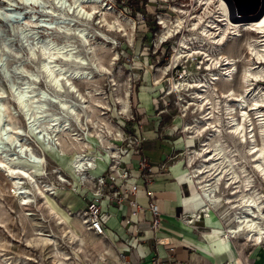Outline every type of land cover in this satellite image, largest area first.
I'll use <instances>...</instances> for the list:
<instances>
[{
    "label": "rangeland",
    "instance_id": "1",
    "mask_svg": "<svg viewBox=\"0 0 264 264\" xmlns=\"http://www.w3.org/2000/svg\"><path fill=\"white\" fill-rule=\"evenodd\" d=\"M71 1L72 0H67V3ZM211 1L205 9H201V5H199L200 0H101L96 2L97 7L95 11H93L92 16L87 19H81L80 16L77 17L75 16L76 14H72L70 10H68V6L66 4L59 7L55 3V0H40L38 5H33L32 7H26L25 4L18 2L17 10L22 9L23 13H14L8 20H3L2 18L0 19V55L3 58L5 65L4 68L0 67V91L3 92L1 94L0 101L6 107L3 112V126L6 127L7 123L13 122L15 125L19 126V128H24L27 120L23 116L20 105L15 101L14 95L17 91L21 90L25 81L30 82L29 86L31 85V87H27L28 90H31L29 94L33 92L35 93V91H37L40 87H43L46 90L45 92L49 97H52L55 94V91L49 85L46 76L39 68V64L45 56L42 54V51L39 50L40 48L37 46L38 43L36 45V42L40 38L47 35L55 42H64L65 40L69 43L71 42L73 45L72 50H74V55H79L78 57L70 56L69 59L58 57L55 59L56 62L60 63V65L64 68H68L69 70L77 69L79 71H88L94 77L88 82L77 78H74L73 81L76 87L85 93L84 97L86 99V103L89 104V106H87L88 109L86 107L89 117L93 119V121H97V125H100V123L102 124V130L100 131L102 134L107 135L112 132L115 133V123H123L124 121L129 120L130 118L128 117H131V113L135 121L137 120L135 110L140 103L139 100L146 95L144 91H147L149 94H153L151 96L152 109H166L172 115L171 121H169L170 123L168 124L173 127H178L177 125L180 123V103H176V101L179 95L177 92L166 94L168 82L166 77H164L165 72L163 73L162 68L164 66H168L167 75L169 76L171 74L170 70H172L171 67L175 60V58L173 59V53L176 48L181 49L179 39L184 35H198V33H196L197 30L192 31L185 29V25L188 27L189 21L192 20L189 16L190 13H200V10H202L201 16H205L204 18H206L207 15H212L211 12L216 13L213 16H219L217 2L215 0ZM1 3L2 2L0 0V5ZM92 3L93 2L88 0L87 2H82V6L86 10H90L91 8L89 7H91ZM180 9H184V12H179L178 10ZM180 13V16H184L183 18L186 19L184 20V25H182L179 30H174L171 36L166 37L165 42L160 43L161 39H163V37H161V33L165 32V27L163 23L162 26L158 24V20L166 21L167 24L173 28L175 27V22L172 23L171 21L174 20ZM204 13L208 14L204 15ZM236 14L239 15L238 12ZM28 16L32 17L31 19H33V21L25 24V18H28ZM68 18L76 24L72 26L70 24L71 27L79 25V27L85 28L86 39L83 40L81 37L77 36L75 31H73L75 33H71L69 35L65 32H58L59 30L57 28L60 25H64V22ZM39 19H41L43 24H51L55 27L47 28L46 26L41 25L40 22H35L36 20L39 21ZM220 22L221 21L218 23ZM22 28H29V34L27 36L22 34ZM241 33V36H236L233 39L230 38V40L228 39L221 48L222 51H230L233 54H236V57L239 59L237 61V72L234 74L232 80L237 90H241L239 85L240 71L247 62H250V60H248L250 55L247 54L248 50L245 45V39L247 36L255 35L247 30H242ZM228 36L230 35L228 34ZM188 42L190 47L206 49L210 53L218 52L217 47H211L209 42L201 36H199V38L191 39ZM29 45L34 46L32 47V52L30 51ZM196 56V60L193 59V61H197V58H200L199 54H196ZM254 59L256 60L255 57ZM82 60L85 63L80 62ZM93 62L97 65L104 66L106 69H103L100 66H97L96 68ZM192 62L187 63V66L190 70H192V73L200 77L204 74L206 77L205 79H207V72H202L201 68L195 70ZM77 64L82 67H79ZM216 84L220 86L223 83L218 80L216 81ZM259 84L264 90V78L263 80H259ZM87 86L92 89L90 93L86 92ZM195 88L196 87H192V89L189 88L188 90L183 89L180 91V95L189 97L190 93H192ZM126 93H128V109L124 112L120 109L121 107L117 96L125 97ZM64 95L67 100L74 99L73 94L69 92V90H66ZM153 98L156 103L152 102ZM29 99L31 98L28 97L27 101H30L28 104L33 107L34 103L31 101L33 98L31 100ZM100 103H102L103 107L97 105ZM46 107V111L58 110L56 103L48 99L46 100ZM39 110H41L40 112H43L41 108ZM30 111L33 112L35 110L32 111L30 109ZM64 116L65 115H61L60 119ZM68 118L69 125L73 128V132H77V134L79 133L80 136H83L86 132V134L90 133L93 135H86L85 140H87V144L94 146L96 143V137H94V134L97 135V132L92 127L90 120L86 122V117L81 116V119H83L86 124L84 126L85 128L82 129L79 126L81 121L78 123L74 115L69 114ZM96 118H98V120ZM177 120L178 123L176 122ZM39 123L41 126L42 122L40 121ZM65 130L66 129L62 128L61 130H58V132L50 129V136L48 137L49 140L55 143L54 145H57V149H61V154L58 153L56 148V150H54L55 152L47 149L46 144L38 138V133H35L32 130L26 132L25 135L18 136L20 138L22 137L28 143L33 153L44 157V167L47 177H44L45 174L38 175L40 176L39 179L42 180V178H44L42 182L46 183L47 179L48 181L55 183V175L52 169L58 166L62 172H64L72 180V185L76 183V178L70 168V162L73 154L78 149L80 150L83 148L84 145L81 146L79 143L73 142L70 136L65 133ZM5 131L6 132L3 131L4 134L2 133L0 135V152L6 153L14 149L17 151L18 155H23V153L18 151V141L11 143L6 138L7 130ZM179 131L180 128L175 129V132ZM44 139H47L46 135L44 136ZM195 141L197 142V139ZM46 184L49 185L48 183ZM255 185L258 186L259 183L256 181ZM61 190L70 191V188L68 185H59L56 187V194L52 196L58 204L62 206L65 212L70 215V217L64 214L63 216L69 220L73 226L78 227L82 235V231L86 226L80 222L82 218L77 214L80 209H67L64 207L58 200L59 197L57 196H60L62 193L67 195L68 192H59ZM38 196L40 195L36 193V199L39 198ZM48 200L51 202L50 199ZM35 206L36 205L31 203L26 207V210L34 211L35 213L32 214V216L35 218L36 216L40 217L41 215L45 226H48L49 222L50 224L55 222L54 218L48 213V209L45 206L41 204L37 205L38 207ZM0 216V219L2 218L6 221V224L7 222L11 223L13 220L17 221L18 224V220L21 219L24 221L25 218L26 220H31L29 215L28 217L23 213V211H21V208L12 193L10 183L1 171ZM42 230L45 233L51 232L49 228ZM86 230L88 229L85 228L84 232H86ZM54 232L56 239H58L57 247L60 250H64V252L70 255L71 259H73V254L71 253L73 245H71L65 237L61 236L60 231L56 230ZM0 233L1 236L5 235L2 231H0ZM21 236L23 235L17 236V238L20 239V242ZM92 238L97 240L100 237L93 236ZM22 243L24 244L25 242ZM22 243L17 245L15 242L12 243V241L6 240L3 243V246L6 249L12 247V249L16 251L19 250V247L23 246ZM85 246L83 245L84 251L80 252V258L86 259L87 263L89 260L88 258L94 262L97 257L96 251L98 250L96 249V251H93L89 248L88 244ZM3 251L4 249H2V252ZM49 251L50 247H43V256L47 257L44 258V261H42L43 264H51L52 262V259L48 256ZM34 252L35 251L30 250L28 251V254H35ZM74 254V256L78 257V252L74 251ZM27 256H30L31 258L33 257L31 255ZM72 263H75L74 260ZM77 263L80 264V262ZM81 264H85L84 260H81Z\"/></svg>",
    "mask_w": 264,
    "mask_h": 264
},
{
    "label": "bare ground",
    "instance_id": "2",
    "mask_svg": "<svg viewBox=\"0 0 264 264\" xmlns=\"http://www.w3.org/2000/svg\"><path fill=\"white\" fill-rule=\"evenodd\" d=\"M87 1L88 0H72L71 2L67 3V0H55V3L59 7L66 4L68 6V10H70L72 14H76L75 16L77 17L80 16L81 19H87L90 18V16H92V12L95 11L97 7L96 2L101 0H90L91 2H93L91 4V7H89L91 8L90 10H86L82 6V2ZM210 1L211 0H204L206 7L210 3ZM216 1L219 9V16H213L216 13L211 12L212 15H207L206 18L202 19L200 16L193 18L189 25L191 29L198 28V31H196L198 35H184L179 39L181 48H185L184 50H188L186 54H189L191 50L192 53H204V64H206V69H208L211 74L210 80H200L201 82L199 81L195 84L189 85L191 86V88L196 87L192 91L191 95L203 96L201 102L194 99L196 102L195 110L204 112L206 109L211 108L212 111L215 109L219 112V114H216L214 119H203V123H201L200 125L203 126L201 131H206V129H209V126H213V137H211L210 139H206V145L203 146V149L207 150V152L202 153L200 149H196L198 154L201 153V155L205 159H210L208 161L206 160L202 166L200 165L197 168L199 172H202L203 170L211 168L210 165H215V169H219L214 176L217 181L216 183H218L220 181L222 182V178L226 175V169L230 167L232 174L231 180H226L228 191L232 190V193L237 191V195L239 197L237 203H239V205H245L246 202H249V205H255L258 207V194L254 186L251 184V178L247 173H250V171L253 170L264 179V90L259 84V80H263L264 78V14L257 20H246L245 22L234 21L229 18V11L226 0ZM230 1L232 2V4H234V7L238 9L240 7L250 6L255 0ZM1 2L0 19L2 18L3 20H8L13 16L14 13H23L22 9L17 10L18 2H20L21 4H25L26 7H32L33 5H38L40 3V0H1ZM178 11L184 12V9H180ZM206 14L204 13V15ZM180 15L181 13L171 21L172 23L175 22V27L173 28L172 26H169L166 21H162L165 27V32L161 33V37L171 36L174 30L177 31L179 29H177V26L181 27L182 25H184V20L186 19L183 18L184 16L181 17ZM31 18L32 17L30 16H28V18L26 17L25 24L33 21V19ZM68 19L64 22V25H60L58 28L56 27L59 30L58 32H65L67 35L76 32L77 36L81 37L83 40L86 39L85 28L79 27V25L71 27L75 23H73L71 19ZM219 21L221 22L218 23ZM35 22H40L41 25H44L47 28L55 27L51 24H43L41 19H39V21L36 20ZM213 28H216V32L213 31ZM242 30H247L255 35L247 36V38L245 39V45L248 50L247 54L250 55L248 60H250V62H247L240 71L239 85L241 87V90H237L232 80L234 74L237 72V61L239 59L236 57V54H233L230 51H222L221 48L228 39L230 40V38L233 39L236 36H241ZM22 34L24 36H27L29 34V28H22ZM228 34L230 36H228ZM199 36H201L203 39L205 38L207 42H209V45L211 47H217L218 52L210 53L206 49L200 48L196 50L193 49V47H190L188 41L194 38H199ZM36 45L39 46V50H41L42 54L45 56L40 62L39 68L46 76V79L49 82V85L55 91V94L54 96L49 97L43 87L38 88L35 93L33 92L29 94L31 90H28L27 87L29 86L30 82H24L21 90L17 91L14 95L15 101L20 105L23 116L27 120L23 129L19 128V126L15 125L13 122L7 123L6 127L3 126V112L6 107L0 101V135L3 133V131L6 132L5 130H7L6 138L11 143L18 141V151L23 153V155H18L17 151H15L14 149L6 153L0 152V171L8 179L12 193L15 196L17 203L21 208V211H23L25 215H29L32 218V214L34 213L26 210V207L31 203L36 206L43 204V206L49 209V213L56 216V221L59 224L69 225L65 226L61 230L62 237H65L70 243H73V241L75 240H79L80 242H82V235L79 228L73 226L71 222L67 220L63 215L58 214L55 211L53 204L48 200V195H50L51 193L52 186L50 187L45 182H42V180L39 179L40 176H38L41 174H45L44 157L42 155L33 153L28 143L22 137L20 138L18 136L25 135L26 132L32 130L35 133H38V138L44 144H46L47 149L54 151L57 149V145H54L55 143L48 139V137L50 136V129H53V131H58L64 128L66 129L65 133L70 136L73 142H77L81 146H85V144L87 146V140L82 138L79 133L77 134V132L72 131L73 128L70 127L68 121L69 114L74 115L78 123L81 121V124L79 126L82 129L85 128L84 126L86 124L83 119H81V116H85V121L87 122L88 120H90L92 127L97 132L96 134H98L100 138L104 136V134L100 132L102 130V124L100 123V125H97V121H93V119L89 117V114L87 112V106H89V104L86 103V99L84 97L85 93L80 91L73 81L74 78H77L88 82L94 77L88 71H79L77 69L69 70L68 68H64L62 65H60V63L55 61V59L58 57L69 59L70 56H79H77V54L74 55V50H72L73 45L71 44V42L69 43L67 40H65L64 42H55L46 35L37 40ZM29 47L30 51L32 52V47L34 46L29 45ZM182 51L183 50L176 48L173 53V59L181 56ZM254 57L256 58V60L254 59ZM80 62L85 63L83 60ZM94 65L96 68L97 66H100L101 68L106 69L102 65H97L96 63H94ZM4 66L5 65L3 58L0 55V67L4 68ZM79 67L82 66L79 65ZM162 69L164 70V72L167 70V68L165 67H163ZM218 80L223 83L221 85L222 87H219L216 84V81ZM198 86H201V88H197ZM29 87H31V85ZM66 90H69V92L73 94V100L65 99L64 96L66 94L64 95V92ZM90 91H92V89L87 86L86 92L90 93ZM2 93L3 92L0 91V97ZM127 96L128 93H126L125 97L117 96L118 102L120 103L121 107L120 109L124 112L128 109ZM28 97H30L31 99L33 98L32 100L29 99L33 101L34 105L30 104L33 105V107L29 106L28 102L30 101H27ZM47 99L56 103L58 110L46 111ZM97 105L103 107L102 103ZM40 108L43 110V112H40ZM30 109L32 111H35L31 112ZM214 113L215 112H213V115ZM61 115L65 116L60 119ZM224 117H227V121H225ZM96 119L98 120V118ZM40 121L42 122L41 126L39 123ZM226 122H230L231 124L227 126ZM247 126L250 127L248 131L246 129ZM227 127H230L229 132H227ZM225 133H230V136H233V138L238 141L235 148V152L238 155H235L233 151L228 149V145L225 144L223 137L224 135H226ZM45 135L47 136V139H44ZM57 150L59 154L62 153L60 151L61 149ZM215 156L217 159L213 160L215 159ZM242 160L246 161L242 162ZM214 162L218 163L213 164ZM205 172L207 173V171ZM248 190L250 191L248 192ZM36 193L40 195L37 199L35 197ZM229 196L230 195H226V197ZM2 218L0 219V225L3 222ZM80 222L85 225L83 220H80ZM39 225L40 224L34 222L35 231L33 232L38 236L31 235L32 240H28V244L30 245V243H34L35 241H37L38 243H43L44 246L50 247L48 256L54 259V264H69L68 258L70 257V255L66 254L64 250H60L57 247L58 241L56 240V236L52 234V232L48 234L43 232ZM6 256L1 255L0 253L1 264H11V261H7V258H5ZM27 258L30 257L27 256Z\"/></svg>",
    "mask_w": 264,
    "mask_h": 264
},
{
    "label": "crops",
    "instance_id": "3",
    "mask_svg": "<svg viewBox=\"0 0 264 264\" xmlns=\"http://www.w3.org/2000/svg\"><path fill=\"white\" fill-rule=\"evenodd\" d=\"M144 92L147 96L139 100L138 110L136 109L135 112L136 123L143 137L141 152L146 156L149 167L143 170L138 168V155L127 153L122 157L123 162L130 164L131 174L136 178L138 185L136 191L127 193L126 199L118 204L102 201L100 218L105 233L99 235L91 229L84 232L85 227L82 231V242L79 240L73 241L76 243L69 242L73 245L71 248L73 259L70 256L68 263L71 264L74 260L75 263L72 264H79L77 262L81 264V260H84L85 264H264V247L246 245L239 238L220 236L222 222L216 212L210 211L208 216H201L191 222L183 219L184 215L189 214L201 203L195 181L194 179L191 181L189 177L195 162L188 161L187 156L189 149L196 147L197 142L196 139L188 136V130L175 132V128L168 124L171 121V113L166 109H152L153 94ZM176 122L178 123V120ZM183 123L188 124V119L184 118ZM223 137L226 145L231 143L237 145L229 134ZM203 173L205 170L198 172L196 176L203 178L206 174ZM262 180L264 181L263 178ZM219 187L223 189V193H226L228 186L225 188L219 185ZM65 191L67 190L59 192ZM70 191H67V195L62 193L57 196L58 200L67 209H82L85 205L84 189L78 192ZM86 196L91 195L88 193ZM48 197L58 214L70 217L52 195ZM151 199L155 202L159 217L156 227L151 226L154 218L149 208ZM129 200H133L134 203L129 204ZM49 214L55 222L53 224L49 222L48 226H45L43 219L37 216L36 218L40 219L32 216L31 220L26 218L24 221L18 220V224L14 220L6 224L3 220L0 231L5 235L1 236L0 233V253L4 249L3 254L9 257L11 264H43L42 261L47 258L43 256L44 244L35 241L29 245L27 242L32 240L33 235H37L33 232L34 222L40 224L41 230L49 228L52 234L56 230L61 232L65 226H69L59 224L56 216ZM18 235H23L21 242L17 238ZM93 236L100 238L94 240ZM164 237H168L167 243L160 241ZM6 240L17 245L25 243L15 251L12 247L6 249L3 246ZM86 244L93 251L98 250L94 262L88 258L87 263L86 259L80 258V252L84 251L83 245ZM30 250L35 251V254H28ZM74 251L78 252V257L74 256ZM27 255L33 256L32 259L27 258ZM50 258L51 264H54V259Z\"/></svg>",
    "mask_w": 264,
    "mask_h": 264
},
{
    "label": "built area",
    "instance_id": "4",
    "mask_svg": "<svg viewBox=\"0 0 264 264\" xmlns=\"http://www.w3.org/2000/svg\"><path fill=\"white\" fill-rule=\"evenodd\" d=\"M199 5H201V9H205L206 7L204 0H200ZM200 11L202 12V10ZM201 12L190 13L189 16L192 20L198 16L203 19L204 17L201 16ZM192 20L189 21V24ZM162 23V21L158 20V24L162 26ZM185 29L198 31V28L191 29L190 25L189 27L185 25ZM213 29V31L216 32V28ZM165 41L166 37H163L160 43ZM184 49L185 48H181V50H183L181 56H178V58L175 59L176 61L174 60L171 67L172 70H170L171 74L169 76L167 75L168 69L165 73L164 70H162L165 74L164 77H166L168 82L166 94L177 92L179 95L176 103H180L179 117L181 121L179 125L176 124L178 127L174 128L188 130V136L198 139L197 146L191 147L187 156L189 157L188 161L195 162L194 166H192L191 175L189 174V177L191 181L193 179L195 181V185L198 188L197 190L201 197V203H199V205H197L189 214L184 215L183 219L186 222H191L199 219L201 216H208L210 211H214L217 213L220 221L222 222V227L220 228V236L222 238H239L240 241L246 245H259L264 247V186H262L264 185V181L262 180V177H260V175L253 170H251L250 173H247L251 178V184L254 186L258 194L259 202L257 203V207L255 205H249V202H246L245 205H239V203H237L239 198L237 191L232 193V190L228 191L227 189L226 193H223L222 188L219 190V185H223L227 188V182L225 180H231L232 174L230 167L226 169V175L224 176V179H222V183L221 181L216 183L217 181L214 175L219 169H215V165H210L211 168L205 170L207 171V173L205 172V177L199 178L196 176L197 172H199L197 167L200 165L202 166L206 160H210L209 158L205 159L201 153L198 154L196 149H200L202 153L207 152V150L203 149V146L206 145V139L213 137V126H209V129H206V131H201L203 126L200 125L203 123V119H214L216 114H219V112L215 109L212 111L211 108L206 109L204 112L195 110V100L201 102L203 96H193L191 95L192 93H190L189 97L180 95V91L183 89L188 90L191 88L189 85L195 84L199 80H210L211 76L210 72L206 69V64L203 63V60L205 62L204 53H192L191 50L189 54H186L188 50ZM193 49L197 50L200 48L193 47ZM196 54L200 55V58H197V61H195V57H197ZM193 59L195 60L193 61ZM188 62H192L194 64L195 70L201 68L202 72H207V79H205L206 77L204 74L200 77L192 73V70H190L187 66ZM164 67L168 68V66ZM197 88H201V86H198ZM152 102L156 103L154 98L152 99ZM213 112H215L214 115ZM130 115L131 117H128L130 118L129 120L124 121L123 123H115V133L112 132L102 136L101 138L98 134H94V137H96V143L94 146L88 144L73 154L70 162V168L76 178L75 184L72 185V180L64 172H62L58 166L52 169L55 175V183L46 179V183L52 186L51 195L55 194L56 187L59 185H68L70 190L73 192H78L80 189H84L83 193H85V205L77 212V214L82 218L87 229H91L94 233L99 235L105 233V228L100 218L102 201L105 200L109 204H118L122 200L126 199L127 193H134L138 187L135 176L131 174L130 164L123 162L122 157L127 153L138 155V168L143 170L149 167V162L146 156L141 152L143 137L139 132L140 127L136 123L132 113ZM184 118L188 119V124L183 123ZM224 118L225 121H227V117ZM226 123L227 126L231 124L230 122ZM246 129L248 131L250 127L247 126ZM227 130V132H229L230 127H227ZM228 134L231 135L230 133ZM228 134L226 133V135ZM86 135L93 136L90 133H85L82 138L86 139ZM231 140L238 143L233 136L231 137ZM235 148L236 146L233 143L228 145V149L233 151L235 155H238L235 152ZM216 159L217 158L215 156V159L213 160ZM216 163L218 162H214L213 164ZM44 177H47V173H45ZM42 180H44V178H42ZM256 181L259 183L258 186L255 185ZM249 191L250 190H248V192ZM88 193H90V197L86 196ZM225 195L232 196L226 197ZM128 202L131 205L134 203L133 200H129ZM149 208L154 214L151 226L156 227L159 217L157 215L155 202L152 199L149 202ZM30 212L35 213L34 211ZM40 218H42L41 215ZM46 233L48 234L50 232ZM160 241L167 243L168 237L161 238ZM1 255H3V253H1ZM5 258H7V261H10L9 257ZM24 259H26V257H24ZM30 259L32 258L30 257Z\"/></svg>",
    "mask_w": 264,
    "mask_h": 264
},
{
    "label": "water",
    "instance_id": "5",
    "mask_svg": "<svg viewBox=\"0 0 264 264\" xmlns=\"http://www.w3.org/2000/svg\"><path fill=\"white\" fill-rule=\"evenodd\" d=\"M229 18L234 21L257 20L264 14V0H255L250 6L236 9L230 0H226ZM239 13L237 15L236 13Z\"/></svg>",
    "mask_w": 264,
    "mask_h": 264
}]
</instances>
